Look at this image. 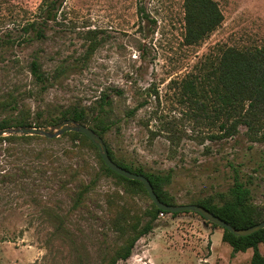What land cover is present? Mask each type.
<instances>
[{
  "label": "rangeland",
  "instance_id": "374dc122",
  "mask_svg": "<svg viewBox=\"0 0 264 264\" xmlns=\"http://www.w3.org/2000/svg\"><path fill=\"white\" fill-rule=\"evenodd\" d=\"M43 1L0 0V119L24 114L51 130L52 118L78 106L93 114L107 95L109 147L145 172H172L167 190L177 205L220 202L234 166L264 206V142L244 127L212 139L220 122L197 117L182 90L222 50L264 47V0H215L224 22L194 46L184 43L185 0H68L56 21L32 27ZM35 59L45 83L32 74ZM69 133L0 142V264H102L125 240L114 223L151 220L150 196L104 174L99 151ZM82 184L91 190L74 210ZM222 235L193 212L159 215L118 264H251L253 250L235 254Z\"/></svg>",
  "mask_w": 264,
  "mask_h": 264
},
{
  "label": "trees",
  "instance_id": "16d2710c",
  "mask_svg": "<svg viewBox=\"0 0 264 264\" xmlns=\"http://www.w3.org/2000/svg\"><path fill=\"white\" fill-rule=\"evenodd\" d=\"M68 0H44L40 6V22H33L32 27L36 25H46L49 22L56 21L61 9ZM185 34L184 43L188 46H194L201 43L213 32H215L224 22V15L215 0H185ZM38 30V28H37ZM40 36L41 33H40ZM92 45L97 47L96 41ZM203 67L196 74H191L190 80L182 83V90L187 96V102L193 107L197 117L203 120H210L213 123L220 122L218 135L211 136L214 140H224L233 138L240 133L241 127L246 129V135L254 143L264 142V47L254 49H236L227 48L222 50L216 59L205 61ZM31 71L36 80L45 83L46 79L41 71L39 61L33 60ZM109 96L104 95L98 106L93 108V114H90L85 106L74 107L66 110L60 116L52 118L47 124L54 125L64 120H75L90 126L98 135H100L108 148L111 159L119 166L146 176L154 187L159 199L168 205L177 206L175 198L167 190V187L173 180V173H150L145 172L141 167H134L126 161L116 157L113 150L109 147L105 136L111 130L112 122L107 120L110 106ZM141 106L131 111L134 114ZM41 117V116H39ZM32 126L30 119L24 114L13 118L0 119V130L7 128L29 127ZM40 128L39 123L36 124ZM68 135L74 141H87L98 151L97 147L84 135L71 132ZM40 139V136H8L0 138L2 141H30ZM101 161V169L104 174L117 178L120 182L129 188H137L140 191H147L139 181L128 180L119 174L113 172ZM235 172L234 184L227 194L221 196L220 202L213 199H203L193 204L202 206L213 213L215 216L223 219L228 224L237 229H246L264 221V206L257 205L253 200L252 190L249 183L240 179V171L232 166ZM78 176L73 174L72 181ZM76 181V180H75ZM91 186L82 184L73 195V209L78 210L86 203L87 195ZM169 214L159 210L153 204L151 211V220L144 226L133 224L125 226L114 223L113 230L125 238L124 243L109 249L102 258V264H118L120 261L128 260L136 243L153 230V221L161 214ZM180 213H172L177 216ZM214 227H218L213 224ZM222 239L232 247L235 254L253 250L251 264H264V256L260 251V246L264 245V229L252 235L238 237L223 229Z\"/></svg>",
  "mask_w": 264,
  "mask_h": 264
},
{
  "label": "water",
  "instance_id": "95a60500",
  "mask_svg": "<svg viewBox=\"0 0 264 264\" xmlns=\"http://www.w3.org/2000/svg\"><path fill=\"white\" fill-rule=\"evenodd\" d=\"M69 132L79 133L86 136L97 147L103 162L113 172L119 174L120 176L128 180L139 181L140 183H142L151 200L159 210L168 212L169 214L184 212H193L199 214L202 218H204L211 224L226 229L238 237L249 236L264 229V221L246 229H237L225 222L223 219L215 216L213 213H211L209 210L202 206L195 204H184L174 206L163 203L159 199L158 195L154 190L153 185L146 176L131 172L115 163L109 155L108 148L104 139L100 135H98L90 126L84 125L75 120H65L61 123L55 124L51 130H45L34 126L2 129L0 130V138L6 135L42 136L50 140H55Z\"/></svg>",
  "mask_w": 264,
  "mask_h": 264
},
{
  "label": "built area",
  "instance_id": "2783aa9c",
  "mask_svg": "<svg viewBox=\"0 0 264 264\" xmlns=\"http://www.w3.org/2000/svg\"><path fill=\"white\" fill-rule=\"evenodd\" d=\"M164 215H165V214H163V213L161 214V216H164Z\"/></svg>",
  "mask_w": 264,
  "mask_h": 264
}]
</instances>
